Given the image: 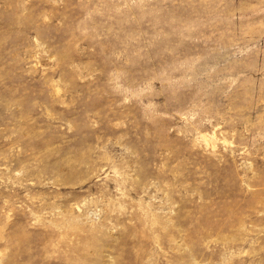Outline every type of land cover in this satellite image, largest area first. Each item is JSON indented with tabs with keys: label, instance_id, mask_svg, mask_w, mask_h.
Wrapping results in <instances>:
<instances>
[{
	"label": "rangeland",
	"instance_id": "1",
	"mask_svg": "<svg viewBox=\"0 0 264 264\" xmlns=\"http://www.w3.org/2000/svg\"><path fill=\"white\" fill-rule=\"evenodd\" d=\"M0 264H264V0H0Z\"/></svg>",
	"mask_w": 264,
	"mask_h": 264
}]
</instances>
